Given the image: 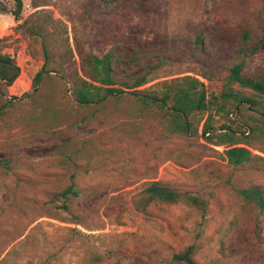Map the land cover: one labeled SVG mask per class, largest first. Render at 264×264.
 <instances>
[{
    "label": "rangeland",
    "instance_id": "374dc122",
    "mask_svg": "<svg viewBox=\"0 0 264 264\" xmlns=\"http://www.w3.org/2000/svg\"><path fill=\"white\" fill-rule=\"evenodd\" d=\"M22 2L24 20L34 10L30 0ZM49 3L42 16L67 24L71 47L68 18L95 52L119 42L144 63H164L158 77L199 62L191 49L198 35L204 37L205 56L220 69L242 63L244 73L264 77V0H119L114 9L96 0ZM13 7L12 0H0V38L6 39L0 50L13 56L20 70L1 97L11 106L0 118V156L16 160L8 176L0 175V259L17 248L4 264H129L134 259L176 264L172 255L194 243L196 264H264V219L233 192L264 184L263 166L230 167L221 147L170 135L158 119L130 121L124 104L78 125L90 111L76 106L56 74L33 96L42 57L39 45L13 25ZM216 119V127L227 123ZM76 135L89 140L90 159L62 166L53 149ZM257 149L250 150L264 158ZM71 181L83 191L67 202L77 224L51 202L52 194ZM145 181L199 194L207 210L153 205L138 213L131 201ZM25 235L29 239L18 246Z\"/></svg>",
    "mask_w": 264,
    "mask_h": 264
},
{
    "label": "trees",
    "instance_id": "16d2710c",
    "mask_svg": "<svg viewBox=\"0 0 264 264\" xmlns=\"http://www.w3.org/2000/svg\"><path fill=\"white\" fill-rule=\"evenodd\" d=\"M73 4L75 0H55ZM104 8L114 9L119 0H96ZM14 7L9 12L14 20L22 14V0H12ZM50 0H30L34 10L21 20L16 29H24L32 42L39 45L42 66L35 75L33 88L41 94V86L56 74L66 83L67 92L76 106L89 110L90 114L80 118L81 124L97 113L109 114L111 107L126 105V118L130 121L154 118L160 120L166 133L183 135L187 138L202 139L207 145L221 147L222 157L230 167L264 168V158L254 155L250 149L264 154V77L255 78L244 73L243 64H233L220 69L204 53V37L198 35L191 44L199 62L188 64L186 71L158 77L162 62L144 63L141 55L130 47L120 49L119 42L102 53L87 47V38L81 39L72 19V42L69 41L67 24L62 20H52L42 16V9L50 6ZM243 34V39L247 40ZM6 39L0 38V44ZM75 56L77 61L75 60ZM15 58L0 50V118L11 104L1 97L7 93L19 75ZM36 90V89H35ZM28 96L27 93L24 94ZM32 96V97H33ZM238 114L237 120L232 116ZM216 118L227 123L216 127ZM92 146L87 137L76 135L60 140L53 149L52 156L62 166L73 165L76 161L90 159ZM258 162H261L260 165ZM16 160L0 156V175L8 176ZM74 177V175H72ZM72 177V178H73ZM71 181L70 184L51 196V202L70 222L77 224L70 213L67 202L82 194ZM237 199L251 206L264 219V184H250L234 187ZM136 212L145 214L153 205H182L189 211L205 213L207 201L199 194L181 191L161 181H145L132 197ZM36 229L33 227L32 230ZM29 239L25 235L18 244L22 246ZM14 248L0 259L6 262ZM197 244L189 245L172 255L176 264H196ZM89 257L100 259L99 253L89 252ZM129 264H153L148 260L134 259Z\"/></svg>",
    "mask_w": 264,
    "mask_h": 264
},
{
    "label": "crops",
    "instance_id": "0c3cea01",
    "mask_svg": "<svg viewBox=\"0 0 264 264\" xmlns=\"http://www.w3.org/2000/svg\"><path fill=\"white\" fill-rule=\"evenodd\" d=\"M20 22H21V19H19V20H14V22H13L14 24H13V25H14V26H15V25H18Z\"/></svg>",
    "mask_w": 264,
    "mask_h": 264
}]
</instances>
